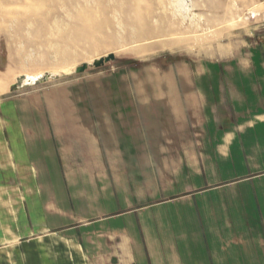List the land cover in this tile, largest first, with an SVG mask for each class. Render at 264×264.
Wrapping results in <instances>:
<instances>
[{"label":"crops","instance_id":"obj_1","mask_svg":"<svg viewBox=\"0 0 264 264\" xmlns=\"http://www.w3.org/2000/svg\"><path fill=\"white\" fill-rule=\"evenodd\" d=\"M244 47L150 123L6 104L0 264H264V32Z\"/></svg>","mask_w":264,"mask_h":264},{"label":"rangeland","instance_id":"obj_2","mask_svg":"<svg viewBox=\"0 0 264 264\" xmlns=\"http://www.w3.org/2000/svg\"><path fill=\"white\" fill-rule=\"evenodd\" d=\"M263 32L264 0H0V138L8 103L18 114L22 103L31 112L137 111L150 123L198 94L205 67ZM110 54L114 62L93 67ZM168 154L158 152L161 193L177 170Z\"/></svg>","mask_w":264,"mask_h":264},{"label":"water","instance_id":"obj_3","mask_svg":"<svg viewBox=\"0 0 264 264\" xmlns=\"http://www.w3.org/2000/svg\"><path fill=\"white\" fill-rule=\"evenodd\" d=\"M115 60H116L115 55L114 54H110L107 57L100 58V59L94 61L93 67L98 69V68H101V67L105 66L106 64H108L110 62H114ZM88 69H89V65L83 64L82 66H80V67H78L76 69L75 73L76 74H82V73L86 72ZM42 80H44V79H42ZM22 81H23V79H19L18 80V85H15L14 87H12L11 91L12 92L17 91L19 89L20 83ZM39 82H37V83H39Z\"/></svg>","mask_w":264,"mask_h":264},{"label":"bare ground","instance_id":"obj_4","mask_svg":"<svg viewBox=\"0 0 264 264\" xmlns=\"http://www.w3.org/2000/svg\"><path fill=\"white\" fill-rule=\"evenodd\" d=\"M190 220V219H189ZM190 223V222H189Z\"/></svg>","mask_w":264,"mask_h":264}]
</instances>
